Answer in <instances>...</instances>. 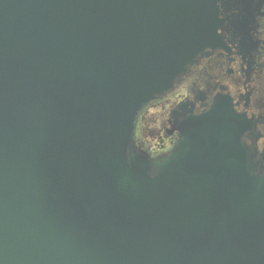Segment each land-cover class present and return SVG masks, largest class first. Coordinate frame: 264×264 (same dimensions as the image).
Masks as SVG:
<instances>
[{
    "label": "water",
    "instance_id": "obj_1",
    "mask_svg": "<svg viewBox=\"0 0 264 264\" xmlns=\"http://www.w3.org/2000/svg\"><path fill=\"white\" fill-rule=\"evenodd\" d=\"M253 1L0 0V264H264L251 119L187 101L167 152L135 139Z\"/></svg>",
    "mask_w": 264,
    "mask_h": 264
},
{
    "label": "flooded vegetation",
    "instance_id": "obj_2",
    "mask_svg": "<svg viewBox=\"0 0 264 264\" xmlns=\"http://www.w3.org/2000/svg\"><path fill=\"white\" fill-rule=\"evenodd\" d=\"M219 35V48L199 57L171 93L140 114L136 144L150 156L167 152L177 138L172 110L190 101L198 114L217 97H227L237 113L252 120L246 140H255L264 155V0L235 12L232 24Z\"/></svg>",
    "mask_w": 264,
    "mask_h": 264
}]
</instances>
